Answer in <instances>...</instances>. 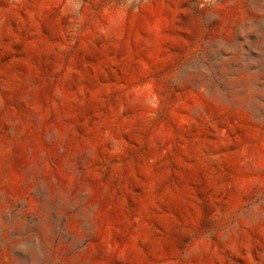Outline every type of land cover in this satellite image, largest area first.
<instances>
[{
  "label": "rangeland",
  "instance_id": "rangeland-1",
  "mask_svg": "<svg viewBox=\"0 0 264 264\" xmlns=\"http://www.w3.org/2000/svg\"><path fill=\"white\" fill-rule=\"evenodd\" d=\"M0 264H264V0H0Z\"/></svg>",
  "mask_w": 264,
  "mask_h": 264
},
{
  "label": "bare ground",
  "instance_id": "bare-ground-1",
  "mask_svg": "<svg viewBox=\"0 0 264 264\" xmlns=\"http://www.w3.org/2000/svg\"><path fill=\"white\" fill-rule=\"evenodd\" d=\"M243 27V26H242ZM238 28V27H237Z\"/></svg>",
  "mask_w": 264,
  "mask_h": 264
}]
</instances>
